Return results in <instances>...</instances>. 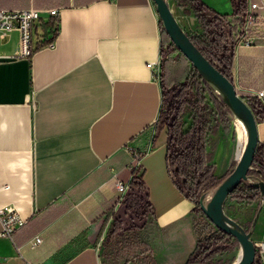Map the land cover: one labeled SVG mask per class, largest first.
Here are the masks:
<instances>
[{"label":"crops","instance_id":"1","mask_svg":"<svg viewBox=\"0 0 264 264\" xmlns=\"http://www.w3.org/2000/svg\"><path fill=\"white\" fill-rule=\"evenodd\" d=\"M202 1L233 12L231 0ZM168 2L182 29L200 36L192 9ZM27 8L42 11L33 55L20 56L17 30L0 38V208L14 205L26 220L12 240L0 219V264H114L104 242L116 183L132 176L135 154L159 234L156 261L158 244L171 249L181 230L192 247L194 204L172 174L167 135L154 127L163 86L148 64L162 58L165 40L154 1L0 0V9ZM50 9L60 12L55 35L43 30ZM234 54L237 91L254 96L264 88V30ZM257 123L264 144V120ZM245 192L236 221L263 242L264 193ZM36 236L42 242L32 247Z\"/></svg>","mask_w":264,"mask_h":264},{"label":"rangeland","instance_id":"2","mask_svg":"<svg viewBox=\"0 0 264 264\" xmlns=\"http://www.w3.org/2000/svg\"><path fill=\"white\" fill-rule=\"evenodd\" d=\"M172 8L174 14L181 17ZM164 35L166 39L168 36ZM192 36L199 41L198 35ZM179 53L173 46L167 45L164 56L178 62ZM163 78L166 82L165 76ZM224 99V94L193 66L187 75L171 85L166 84L163 90L162 112L154 127L157 134L163 132L167 135L169 163L174 179L194 204L190 214L194 243L190 247L186 240L182 241V230L180 235L177 234L179 237L172 236L171 249L159 243L162 257H159V264H235L242 253L238 240L217 228L201 205V201L207 205L213 197V185L221 183L224 176L236 167L239 160V131L246 129ZM246 144L247 141L243 151ZM141 172L138 168L136 175L142 178ZM134 187L124 201L117 205L116 212L111 214L112 222L104 242L105 249H110L108 242L111 233H121L133 226L139 232V238L153 250V254H158L154 244L158 242L156 239L159 234L152 222L153 214H146L148 206L144 189ZM248 198L250 195L245 192L244 186L240 187L227 198L224 207L226 214L234 220H240L244 202L239 200ZM145 224L146 227H143ZM184 250H189L186 256L182 254Z\"/></svg>","mask_w":264,"mask_h":264},{"label":"trees","instance_id":"3","mask_svg":"<svg viewBox=\"0 0 264 264\" xmlns=\"http://www.w3.org/2000/svg\"><path fill=\"white\" fill-rule=\"evenodd\" d=\"M231 1L233 6L232 14H221L202 0H177L179 6H188L192 9L202 28V34L198 36L199 41L193 39V37L191 38L195 45L218 70L234 83L233 64L236 29L237 25L242 21V15L246 8V0ZM55 25L56 19L51 18L47 23L43 24V30L46 34L52 31L55 35L59 31V28L57 29ZM162 32L168 36L163 26ZM163 42L165 49L167 45H171L178 53L180 52L169 37H166ZM179 54L180 59L178 62H173L167 56H164L163 68L165 69V73H163V76H165L166 82L164 80L162 81L163 90L166 84L171 85L187 75L192 67L191 62L181 52ZM201 76L203 77V75ZM238 94L242 95V93ZM242 97L251 107L256 120L258 122L264 120V107L260 105L256 97L251 94L248 96L242 95ZM224 102L227 103L226 99H224ZM230 173L224 176L222 182ZM248 175H252L255 178V182L250 184L247 183V181H243L236 189H240V187L244 186L245 189L261 194V190L254 185L256 179H259V182H264V144L260 142L256 149L253 168L250 169ZM221 183L213 185L214 193ZM134 186L144 189L147 200L146 205L148 206V212L146 214H153V207L148 200V191L143 179L135 175L132 188H135ZM182 191L185 193L184 189H182ZM234 192L232 194H234ZM145 225L143 227H146ZM136 230V228L130 226L121 233L116 232L109 235L112 236L108 242L110 243V249L109 251L105 249L104 254L108 253L111 255L114 264H156L153 250L149 248L148 244L143 239L139 238V232Z\"/></svg>","mask_w":264,"mask_h":264},{"label":"water","instance_id":"4","mask_svg":"<svg viewBox=\"0 0 264 264\" xmlns=\"http://www.w3.org/2000/svg\"><path fill=\"white\" fill-rule=\"evenodd\" d=\"M163 28L179 51L191 62L192 66L205 79L214 84L225 96L234 113L244 121L247 128V144L238 163L230 175L219 185L207 205L201 201L202 208L209 220L220 230L234 236L242 247V254L235 264H254L256 245L251 235L236 220L225 212L227 198L243 182L254 163L259 143L258 123L247 101L238 94L235 84L218 70L198 49L191 37L182 29L168 0H153ZM255 187L264 193V182H256ZM200 264V263H193Z\"/></svg>","mask_w":264,"mask_h":264},{"label":"built area","instance_id":"5","mask_svg":"<svg viewBox=\"0 0 264 264\" xmlns=\"http://www.w3.org/2000/svg\"><path fill=\"white\" fill-rule=\"evenodd\" d=\"M48 13L51 18L56 19L55 27L58 29L60 15L59 10L50 9ZM41 21L42 11L35 8L16 10L0 9V38L4 35L10 34L14 30H17L20 34V56L31 57L38 48L35 37L38 34V28L40 27ZM263 30L264 0H246V8L242 15V21L239 25H237L236 29L234 49L241 46H253L256 44L257 39ZM54 40L49 41L47 44L49 46L53 45ZM164 49L165 48L163 47L162 58L148 64V67L151 69L155 79L161 83L163 81ZM254 96L264 107V88L257 90ZM134 158L137 162L133 167L130 179L125 182L120 180L116 183V187L119 192L117 205H120L121 202L124 201L125 197L132 189L136 170L139 168L138 166L140 164V157L135 154ZM254 182L255 178L252 175L248 176L247 183L251 184ZM117 205L114 208V212L117 210ZM0 219L2 221V236L8 237L12 240L14 232L26 224V220L21 216L19 210L14 205H5L1 207ZM41 242L42 238L40 236H36L31 240V246L36 247ZM255 245L257 251L254 264H264V241L255 243Z\"/></svg>","mask_w":264,"mask_h":264},{"label":"bare ground","instance_id":"6","mask_svg":"<svg viewBox=\"0 0 264 264\" xmlns=\"http://www.w3.org/2000/svg\"><path fill=\"white\" fill-rule=\"evenodd\" d=\"M242 123H243V125L245 126V124H244V122L239 118V117H237ZM245 128H246V126H245ZM240 134H239V141H238V144H239V157L241 156V154H242V152H243V147H244V145H245V143H246V141H247V136H248V133H247V128L244 130V129H241L240 131ZM245 132H246V135H245ZM241 135V136H240ZM246 136V137H245ZM242 254V253H241ZM241 254H240V256H241ZM240 256H239V258H240ZM238 258V259H239Z\"/></svg>","mask_w":264,"mask_h":264}]
</instances>
